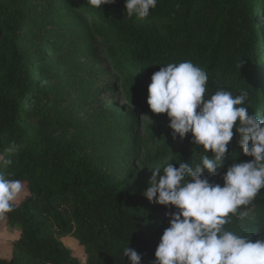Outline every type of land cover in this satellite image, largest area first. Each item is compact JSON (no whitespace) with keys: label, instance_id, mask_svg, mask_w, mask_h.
<instances>
[{"label":"trees","instance_id":"trees-1","mask_svg":"<svg viewBox=\"0 0 264 264\" xmlns=\"http://www.w3.org/2000/svg\"><path fill=\"white\" fill-rule=\"evenodd\" d=\"M105 42L112 47V75L108 68L96 69L102 65L93 57ZM47 54L63 70L59 79L70 81L69 90L76 87L79 102L115 92L119 82L142 98L163 65L190 60L208 73L206 95L221 88L247 92L248 111L264 116V0H158L143 20L127 16L125 0L99 8L88 0H0V153L13 142L22 146L8 154L12 163L0 171L27 189L3 216L6 227H18L20 234L0 264H129L127 246L141 264H155L169 226L166 214L177 210L143 195L152 174L139 186L124 185L84 155L79 141L59 135L70 123L49 104L56 98L49 80L59 73L41 62ZM101 75L107 83L102 89ZM42 79L46 86L37 87ZM233 133L223 166L215 174L204 172L210 183L222 186L227 167L253 159L243 155L235 127ZM163 141L154 156L161 169L165 162L194 167L205 154L190 133L176 136L170 146ZM260 194L244 221L232 217L226 227L252 240L256 229L264 239ZM61 237L75 239L83 256Z\"/></svg>","mask_w":264,"mask_h":264},{"label":"clouds","instance_id":"clouds-1","mask_svg":"<svg viewBox=\"0 0 264 264\" xmlns=\"http://www.w3.org/2000/svg\"><path fill=\"white\" fill-rule=\"evenodd\" d=\"M112 2L88 0L97 8ZM157 2L125 0L127 16L143 20ZM208 79L206 70L184 60L163 65L148 86L147 104L152 113L167 114L173 138L190 133L192 143L205 152L194 167L183 162L156 167L143 192L150 203L177 210L166 214L169 226L156 248L155 264H264V239L253 241L226 227L232 217L244 221L264 189V116L248 111L247 92L234 95L221 88L206 95ZM234 127L243 155L253 159L227 167L222 186L210 183L204 172L215 174L223 166ZM21 150L13 142L0 153V168L12 163L8 154ZM24 191L22 181L0 171V216L14 211ZM123 256L129 264H141V256L128 246Z\"/></svg>","mask_w":264,"mask_h":264},{"label":"rangeland","instance_id":"rangeland-1","mask_svg":"<svg viewBox=\"0 0 264 264\" xmlns=\"http://www.w3.org/2000/svg\"><path fill=\"white\" fill-rule=\"evenodd\" d=\"M96 37L99 41L103 40L99 34ZM111 51V45L109 46V42H105L103 47L101 46L96 53H93L94 59H97L102 65L97 66L96 69L108 68L109 75L113 74L110 62ZM52 57L47 54L46 58L41 61L59 73V77L49 80V83L54 86L53 90L56 95L55 100L49 104L54 111L62 113L70 123V126L60 131L59 135L68 140L79 141L83 154L93 160L111 179L124 185L139 186L149 178L156 167H160L154 158L159 147V139L164 137L165 146H170L172 140L175 139L172 130L168 127L170 121L166 114L152 113L147 104L148 95L137 98L131 87L128 85L122 87L120 82L115 92L95 93L94 101L79 102L80 96L77 95L76 87L73 86L69 90L70 81L59 79L63 70L53 66L55 64ZM85 59L86 57L83 56L77 59L76 63H83ZM107 77L108 83L113 82L112 76ZM104 79L105 75H101L97 82L100 89L107 84L104 83ZM46 82V79L38 80L36 86H46L44 84ZM65 86L67 87L65 88ZM60 96L63 97L61 100ZM69 103H74V105L70 106ZM163 131L167 132L163 133ZM24 187L25 191L15 204H18L21 198L27 194L26 186L24 185ZM259 201L264 207V189L261 190ZM262 213L264 210L261 212V216ZM19 234L18 227L7 228L5 218L0 216V259L10 257L9 242L17 240ZM260 234L261 231L257 232L255 229L253 241L258 239ZM60 241L78 256H83L82 248L75 239L61 237Z\"/></svg>","mask_w":264,"mask_h":264}]
</instances>
